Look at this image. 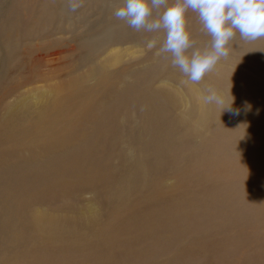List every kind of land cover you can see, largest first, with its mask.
Returning a JSON list of instances; mask_svg holds the SVG:
<instances>
[{"label":"bare ground","instance_id":"6f19581e","mask_svg":"<svg viewBox=\"0 0 264 264\" xmlns=\"http://www.w3.org/2000/svg\"><path fill=\"white\" fill-rule=\"evenodd\" d=\"M87 1L98 13L97 20L89 26L88 36H75L71 42L49 37L42 44L45 36L18 25L15 10L0 28V264H155L157 249L167 252L182 236L208 230L195 229L190 221L188 208L201 209L197 195L192 200L184 194L169 199L161 194L166 186L150 179L152 171L162 178L166 158L177 164L189 147L174 138L165 96L151 90L158 74L146 67L145 75L132 76L129 62L117 67L120 48L129 46V26L113 15L123 0ZM12 38L19 42L10 50ZM250 46L264 49V39ZM158 60L166 64L170 59ZM230 64L231 68L217 70L220 79L210 80L214 87L234 93L242 77L234 67L242 64ZM129 76L142 86L129 83ZM185 86L194 99L190 83ZM190 101L186 120L196 110L217 107ZM220 111L216 109L215 116L221 125L210 127L212 141L221 139L223 150L218 153L235 141L224 124L230 113ZM206 151L212 160L215 152L209 147ZM193 164L201 172L220 165L211 166L209 158L198 164L187 159L184 176H190ZM180 187L176 183L171 195L182 192ZM183 188L195 191L191 185ZM203 192L215 195L216 204L226 186ZM155 195L160 196L158 201L151 202ZM86 196L92 204L87 209L81 205ZM167 204L188 211L177 220L170 217L171 206L163 216V211L157 216L152 212ZM198 220L204 225L203 218ZM162 232L175 238L156 246L153 237ZM238 234L233 232L226 242L235 245V257L246 244L243 238L233 244ZM206 248V258H214L216 241L207 242ZM225 259L232 260L228 264L242 263L229 255Z\"/></svg>","mask_w":264,"mask_h":264},{"label":"rangeland","instance_id":"374dc122","mask_svg":"<svg viewBox=\"0 0 264 264\" xmlns=\"http://www.w3.org/2000/svg\"><path fill=\"white\" fill-rule=\"evenodd\" d=\"M172 2L174 0H170V3ZM88 4L87 0H83V7L76 12H71L68 0H0V8H5L0 13V17L4 16V18H0V28L3 27L5 19L15 10V12L17 11L16 23L18 25L23 26L25 31H31L32 34L37 33L45 36L42 37V44L46 43L44 39L49 37L51 41L71 42L75 36H88L89 26L97 20L98 13L95 12L91 4ZM106 4L111 5V2H106ZM187 23L192 39L196 41V49L202 50L210 47L211 37L202 31V25L195 12L188 11ZM6 36L9 35L6 34ZM154 36H163V33L136 32L129 27V46L128 49L126 46L120 48L121 52L115 57L121 62L117 67L129 62V74L132 76L136 73L141 74V72L145 75L147 68L158 74L157 79L155 78L151 83V90H157L165 96L164 100L169 105L166 110L169 117L174 121V138L182 147L187 145L189 150L181 154L182 160L177 164L171 163L166 158L167 163L162 166L166 171L162 178L159 177V173L152 171L150 179L166 186L161 194L165 192L163 195H168L166 197L169 199H180L184 194L188 200H192L193 196L197 195L201 209L199 212L196 209L195 212V207L188 208L191 216L190 221L194 226L197 225L195 229L203 230L201 229L203 227L208 229L197 234L192 231L182 236L177 240L175 246L169 248L167 252L163 253L157 249L155 264H197L200 261L196 259H202L201 261L206 259L205 264H228L232 260L225 259L227 255L231 259H241V264H251L249 256L254 258L255 264H264V249L262 248L264 245V49H250L252 48L250 43L244 42L237 33L234 40L229 44V56L226 59H221L217 64L218 67L216 66L203 81L198 84L190 83L192 90L194 89L192 93H194V99L197 103L199 100L203 102V97L207 95L206 88L212 87L225 98L226 103L231 104L234 101L232 103L233 111L239 110L240 112L239 116H234L229 112V116L226 117L224 124L231 128L230 132L235 136V141L231 143L228 149L218 153L219 150H223L219 147L221 139L218 138V142L212 141L214 138L212 137L213 130L210 128L213 124L221 125L215 116V110L218 108L211 106L205 111L196 110L192 118L185 119L191 110L190 100H194L185 86L187 78L178 69L171 66V60H168L166 64L159 61L160 57L156 55L158 49L149 51L146 48V41ZM38 40L36 39V42ZM18 42L12 38V41H9L10 50H13ZM154 59H157L158 62ZM242 60L245 62L243 63ZM231 62L242 64V66L234 67L242 75L241 83L235 86L236 91L234 93L229 92V89L223 90V88L214 87L215 85L212 83L214 81L210 80L220 79L217 70L231 68ZM129 83L142 86L141 82L136 81L131 76H129ZM236 92L238 96L235 95ZM210 113L211 115L208 116ZM181 118H183V122H180ZM174 145L180 147L177 143ZM208 147L212 152H215L212 160L208 156L209 164L214 163L216 167L219 163L221 165L226 162L223 164L224 169L220 171L219 165L213 171L209 169L207 172L204 168L201 172L197 165L193 164L191 171L189 170L191 178L184 176L185 160L192 159L197 164L202 160L207 162L206 150ZM176 183L182 186L180 187L182 192L171 195L176 189ZM190 185L195 187V191L184 190L183 187H190ZM225 186L226 192L222 193L223 199L216 204H213L216 199L215 195H206L203 192L204 189L214 190ZM145 195L147 193L139 194V199H143ZM159 197L155 195L150 198V201H158ZM84 198L85 201L81 205L85 209L91 208L89 196ZM194 202L196 201L194 200ZM195 204L197 205V203ZM169 206H171L168 210V212L171 211L170 217L175 220L180 219V216L188 211L183 208H173L171 204H167L161 208L160 206L154 207L156 211L152 212L157 216ZM246 210L249 213L245 218ZM165 213L166 211L161 212L160 216ZM201 218H203L204 225L199 224L198 219ZM249 223L254 225H247ZM183 225L186 227L187 224L183 223ZM233 232L239 233L233 244L242 238L246 242L236 257L233 256L236 252L235 245L226 244ZM170 238L172 240L175 238L171 232L167 234L162 232L153 237L157 240L156 246ZM200 240H203L205 245ZM211 240L216 241V248L211 253L214 258H206L207 250L209 251L206 244Z\"/></svg>","mask_w":264,"mask_h":264},{"label":"clouds","instance_id":"9594fccd","mask_svg":"<svg viewBox=\"0 0 264 264\" xmlns=\"http://www.w3.org/2000/svg\"><path fill=\"white\" fill-rule=\"evenodd\" d=\"M69 10L83 7V0H68ZM198 15L202 31L211 37L210 47L196 49L188 30L187 13ZM136 32L163 33L146 41V48L158 49L156 55L171 60V66L186 77V83L198 84L211 73L221 59L229 56V44L237 33L246 43L264 39V0H123L113 13ZM203 102L216 105L234 116L225 98L212 87L206 88Z\"/></svg>","mask_w":264,"mask_h":264}]
</instances>
